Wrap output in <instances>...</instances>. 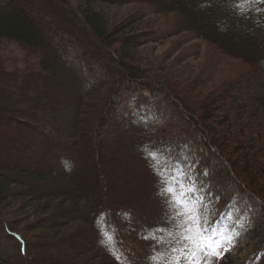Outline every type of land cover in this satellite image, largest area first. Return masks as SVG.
Instances as JSON below:
<instances>
[{"label": "rangeland", "instance_id": "obj_1", "mask_svg": "<svg viewBox=\"0 0 264 264\" xmlns=\"http://www.w3.org/2000/svg\"><path fill=\"white\" fill-rule=\"evenodd\" d=\"M66 2L0 0V6L27 13L47 45L41 50L0 40V110L22 127L21 134L0 132V175L11 183L0 213L29 242L33 258L0 234V263L168 264L180 255L171 251L181 246L176 243L180 232L165 220L158 178L148 159L155 152L173 156L175 167L206 188L215 232L233 218L230 236L241 249L234 256L211 257L210 264H264L261 202L237 186L225 162L206 149L200 133L166 94L146 80L138 84L123 78L117 56L106 53L87 32L85 4ZM91 9L108 31L133 19L126 33L141 37L131 53L135 68L156 82L175 83L180 93L185 84L198 86L207 102L229 112L243 128L247 145L263 153L254 162L264 163V77L240 79L238 61L185 31L143 41L144 35L166 28L169 19L142 4L95 3ZM45 58L49 71L40 68ZM23 124L42 134V151L34 149L39 144L29 139L31 131ZM25 173L37 181L22 177ZM157 227H170L171 235L155 232L164 243L153 247L142 237ZM55 234L60 238L49 240ZM117 241L123 243L119 248Z\"/></svg>", "mask_w": 264, "mask_h": 264}, {"label": "trees", "instance_id": "obj_2", "mask_svg": "<svg viewBox=\"0 0 264 264\" xmlns=\"http://www.w3.org/2000/svg\"><path fill=\"white\" fill-rule=\"evenodd\" d=\"M56 1L67 5L66 0ZM80 2L86 6L85 10L82 9V15L86 26L89 27L87 32L94 41L107 50L106 53L113 55V52L117 56L115 58L117 59L116 67L123 78L138 84L145 83L146 80L148 86L166 94L183 112L187 122L200 133L206 149L225 162L227 172L237 186L259 200L264 210V163L262 160L254 162L255 157L261 155L262 158L263 153L257 152V146L247 145L245 131L232 122L231 114L223 112L215 103L207 102L201 93L202 90L196 85L185 84L186 86L180 93L175 83L156 82L150 75L138 71L135 64L132 63L131 53L140 46L141 37L129 36L126 33L134 25V20H125L118 27L108 31L101 17L91 9L95 3L142 4L148 7L152 13L169 19L166 28L164 26L158 32L149 33V36L144 35L143 41L146 39L155 40L150 37L151 35L157 37V35L164 34L160 37L162 39L167 34L170 36L185 31L203 40L209 46L215 47L221 55L238 61L239 67H237L236 74L240 79H245L256 74L264 77V3L256 0L252 5L245 4L243 5V14H241V10L234 7L238 0H80ZM0 40L16 42L27 48L47 50L44 38L27 13L12 7V5L0 6ZM114 45H120L119 49H113ZM44 54L47 53L44 52ZM40 68L44 71L51 70L47 59L42 60ZM188 88L195 93L187 92ZM6 115L7 112L0 110L2 118L0 132L5 130L21 134L20 123H14ZM23 126L28 127L29 130L31 128L29 125L23 124ZM37 133L38 129L33 128L30 134L28 132L26 134L29 139L37 140L36 145H39L34 149L38 148L42 151L40 142L42 134ZM54 143L52 140L49 147ZM258 144H262L261 140H258ZM41 153L38 152L37 155ZM9 168L13 169L12 166ZM49 168L51 169V166ZM3 171L0 169V173ZM9 172L14 175L18 174L12 170ZM30 175L31 173L21 174L26 179L37 181L34 176ZM10 186L11 183L1 174L0 205L8 199V193H11ZM4 219L0 213L1 227L4 228V230L0 229L1 236L6 237L7 235L14 239L20 247L21 254L25 252L33 260L27 247V245L30 246L29 242L17 229H13L12 221L6 222ZM53 236L56 237H51L49 240L60 238L58 234ZM116 245L119 247L122 243L118 241ZM25 253L23 254L26 256Z\"/></svg>", "mask_w": 264, "mask_h": 264}, {"label": "snow or ice", "instance_id": "obj_3", "mask_svg": "<svg viewBox=\"0 0 264 264\" xmlns=\"http://www.w3.org/2000/svg\"><path fill=\"white\" fill-rule=\"evenodd\" d=\"M255 2L256 0H238L234 7L240 9L243 14V5H252ZM259 2L264 3V0ZM148 159L158 178L157 194L163 198L166 223L169 226L174 224L180 232L176 243L181 246L171 248L173 253L178 252L180 255L168 264H181V259L184 264H210L211 257H218L221 248L220 243L213 239V235L222 234L214 231L212 210L208 206L210 201L205 203L206 188L202 184L198 186L190 172L175 167L173 156L153 152L149 153ZM189 167L191 168V165ZM210 229L213 231L210 232ZM166 231L171 235L170 227H157L142 239L153 241L152 246L156 247L164 241L157 237L155 232ZM108 239H111V236ZM227 239L231 241V237Z\"/></svg>", "mask_w": 264, "mask_h": 264}, {"label": "bare ground", "instance_id": "obj_4", "mask_svg": "<svg viewBox=\"0 0 264 264\" xmlns=\"http://www.w3.org/2000/svg\"><path fill=\"white\" fill-rule=\"evenodd\" d=\"M247 220V218H246ZM231 221V222H230ZM233 224V218L225 220L224 223L220 224L218 226L217 232L221 233L222 235L215 236V238H220V242L223 244L224 247L220 248V254L223 257H226L228 255H236L235 252L239 251L241 249V244L239 240L236 239L234 236H230L231 225ZM228 237H231V241L227 239ZM222 238V239H221Z\"/></svg>", "mask_w": 264, "mask_h": 264}]
</instances>
